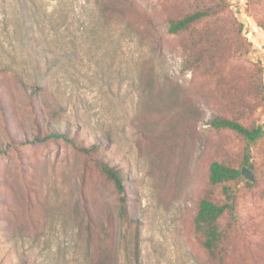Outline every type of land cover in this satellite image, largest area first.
<instances>
[{
	"label": "rangeland",
	"instance_id": "1",
	"mask_svg": "<svg viewBox=\"0 0 264 264\" xmlns=\"http://www.w3.org/2000/svg\"><path fill=\"white\" fill-rule=\"evenodd\" d=\"M0 65V264H218L193 219L204 196L224 201L210 164L239 167L246 145L208 121L264 127V0H0ZM50 121L100 150L35 141ZM97 160L121 170L129 223ZM248 160L253 186L226 184L221 264H264V137Z\"/></svg>",
	"mask_w": 264,
	"mask_h": 264
},
{
	"label": "trees",
	"instance_id": "2",
	"mask_svg": "<svg viewBox=\"0 0 264 264\" xmlns=\"http://www.w3.org/2000/svg\"><path fill=\"white\" fill-rule=\"evenodd\" d=\"M213 8L214 7H209L207 9L190 12L177 20L171 21L166 30L169 34H177L181 31H185L202 19L215 16L217 12ZM0 68L3 71L12 70L9 69L10 67L7 65H0ZM25 86L28 87L31 96L36 97V101L40 104V110L37 109L40 114L44 113V111L41 110L51 108L46 101V91L48 90L46 85L38 83L34 86ZM51 117L52 116H49V118ZM208 125L214 130H230L236 133L243 138L246 145V154L239 167L234 168L219 161H214L210 164L209 183L211 186L222 185L221 192L224 201L222 203H217L210 197L204 196L198 203L193 219L194 233L199 238L208 259L221 264L224 261L225 255L223 249L224 232L220 227V220L225 215H228L232 221H234L236 217V193L226 184L243 181L241 177L242 167H246L253 173V165L248 160L249 148L256 146L263 139L264 127L261 125L247 127L236 120L226 119L220 116H214L210 121H208ZM60 128L61 127L59 126H54V124L50 121L48 123L49 133L43 138H35V141L44 142L47 140L63 139L71 143L75 149L84 154L95 153L100 150V145L96 142H93V144L89 147L75 146L74 140L68 135L70 132L67 129L61 131ZM80 129L81 128L76 126V131ZM96 162L101 174L113 184L118 195L119 218L123 222L129 223L131 219L126 209L125 185L124 178L121 175V170L101 160H97ZM244 184L248 188L253 186L252 183L246 181H244ZM83 262L84 264H103L100 259L94 260L88 254H86Z\"/></svg>",
	"mask_w": 264,
	"mask_h": 264
},
{
	"label": "water",
	"instance_id": "3",
	"mask_svg": "<svg viewBox=\"0 0 264 264\" xmlns=\"http://www.w3.org/2000/svg\"><path fill=\"white\" fill-rule=\"evenodd\" d=\"M241 176H243L249 183L253 182V173L246 167L241 168Z\"/></svg>",
	"mask_w": 264,
	"mask_h": 264
}]
</instances>
